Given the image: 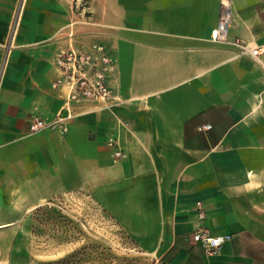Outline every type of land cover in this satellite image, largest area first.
<instances>
[{
	"label": "crops",
	"instance_id": "1",
	"mask_svg": "<svg viewBox=\"0 0 264 264\" xmlns=\"http://www.w3.org/2000/svg\"><path fill=\"white\" fill-rule=\"evenodd\" d=\"M72 2L0 0V220L81 190L158 262L264 264V51L232 43L264 45V0H231L228 42L211 38L220 0H91L88 20ZM94 37L119 102L31 132L62 103L53 56ZM197 201L229 236L215 253L192 237Z\"/></svg>",
	"mask_w": 264,
	"mask_h": 264
},
{
	"label": "rangeland",
	"instance_id": "2",
	"mask_svg": "<svg viewBox=\"0 0 264 264\" xmlns=\"http://www.w3.org/2000/svg\"><path fill=\"white\" fill-rule=\"evenodd\" d=\"M156 258L81 190L0 220V264H165Z\"/></svg>",
	"mask_w": 264,
	"mask_h": 264
},
{
	"label": "built area",
	"instance_id": "3",
	"mask_svg": "<svg viewBox=\"0 0 264 264\" xmlns=\"http://www.w3.org/2000/svg\"><path fill=\"white\" fill-rule=\"evenodd\" d=\"M91 0H73L74 10L85 20L91 15ZM234 23L231 13V0H220V11L217 25L211 33V38L218 42H228L227 32ZM73 32L69 30L68 36ZM232 43L237 48L238 55L257 56L264 51V45L253 44L242 37H236ZM115 50L102 39L92 38L78 45L69 43L61 48L52 58L55 76L50 87L56 91L62 103L54 116L45 120L39 116L29 119V130H51L63 134L69 129L73 118L85 108L95 110L110 108L119 102L114 95L110 83V74L115 66ZM105 145L111 149L114 157L124 155V149L118 136L112 135L106 139ZM198 221L192 231V237L209 253L217 252L229 237L227 234L213 233L203 222L204 212L201 202L197 201Z\"/></svg>",
	"mask_w": 264,
	"mask_h": 264
},
{
	"label": "trees",
	"instance_id": "4",
	"mask_svg": "<svg viewBox=\"0 0 264 264\" xmlns=\"http://www.w3.org/2000/svg\"><path fill=\"white\" fill-rule=\"evenodd\" d=\"M48 263H51V262H47V264H48Z\"/></svg>",
	"mask_w": 264,
	"mask_h": 264
}]
</instances>
